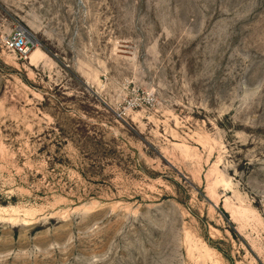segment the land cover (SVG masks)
<instances>
[{"label":"rangeland","instance_id":"rangeland-1","mask_svg":"<svg viewBox=\"0 0 264 264\" xmlns=\"http://www.w3.org/2000/svg\"><path fill=\"white\" fill-rule=\"evenodd\" d=\"M0 264H264V0H0Z\"/></svg>","mask_w":264,"mask_h":264},{"label":"built area","instance_id":"built-area-1","mask_svg":"<svg viewBox=\"0 0 264 264\" xmlns=\"http://www.w3.org/2000/svg\"><path fill=\"white\" fill-rule=\"evenodd\" d=\"M5 49L17 53L21 56H27L34 43L27 32L22 29H15L12 33L3 38Z\"/></svg>","mask_w":264,"mask_h":264}]
</instances>
